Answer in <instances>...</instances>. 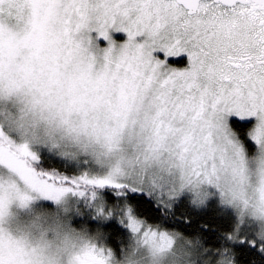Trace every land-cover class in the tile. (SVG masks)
Instances as JSON below:
<instances>
[{
  "label": "snow or ice",
  "instance_id": "6c2138e0",
  "mask_svg": "<svg viewBox=\"0 0 264 264\" xmlns=\"http://www.w3.org/2000/svg\"><path fill=\"white\" fill-rule=\"evenodd\" d=\"M17 111L86 139L68 173L0 125V225L31 192L72 193L97 226L122 229L112 244L99 224L74 264H111L130 236L171 247L173 230L142 216L141 199L157 210L216 200L232 223L202 264H237L228 245L264 257V0H0V119ZM24 256L0 226V264Z\"/></svg>",
  "mask_w": 264,
  "mask_h": 264
},
{
  "label": "clouds",
  "instance_id": "9594fccd",
  "mask_svg": "<svg viewBox=\"0 0 264 264\" xmlns=\"http://www.w3.org/2000/svg\"><path fill=\"white\" fill-rule=\"evenodd\" d=\"M49 117L48 113L17 111L11 118L0 119V125L12 132L21 142L36 148L44 147L50 153L67 161H76L82 152L86 138L67 135ZM91 155V150L89 152ZM31 197L18 201L19 212L13 214L11 227H8L10 213L4 217L3 228L17 240L24 243V264H74L77 253L88 248L104 235L98 221L91 229L87 223L77 227L74 216L82 215L69 193L58 199H51L52 209L35 207ZM171 247H162L159 241L141 243L139 237H129L124 242L123 252L114 255L111 264H202L200 253L204 245L198 236H188L179 230L171 233ZM199 240V244H197Z\"/></svg>",
  "mask_w": 264,
  "mask_h": 264
},
{
  "label": "trees",
  "instance_id": "16d2710c",
  "mask_svg": "<svg viewBox=\"0 0 264 264\" xmlns=\"http://www.w3.org/2000/svg\"><path fill=\"white\" fill-rule=\"evenodd\" d=\"M44 154L48 156H53L55 158H49L44 161L45 167H57L61 170L72 173L77 171L78 166L74 163L67 162L61 159L53 153L44 150ZM110 198V197H109ZM135 200V198H133ZM138 212L147 217L150 223H160L162 228H167L169 230H179L180 232L188 236H199L204 245L209 246H219L223 243L222 240L218 241L216 239L217 233L221 230H226L230 227L232 223L233 213L231 209L221 208L217 206V201L212 200L205 207H192L188 203V197L182 198L171 210H157L154 203H150L146 200L141 199L139 202ZM35 207H42L49 209L50 205L47 202L35 204ZM88 217L91 219V229L96 228L97 224L93 221V210L88 209ZM87 210V211H88ZM166 211V215H162V212ZM190 219V223L188 222ZM78 222V223H77ZM74 224L79 227L81 224L79 221H75ZM201 224L208 226L205 230L200 227ZM215 229L216 231H213ZM104 231L107 234L110 243L115 244L120 240V234L122 229L115 222H109ZM241 235L243 232L241 231ZM233 247L234 251L237 253L236 261L237 264H264V257H261L258 253L253 250H243L233 245H228Z\"/></svg>",
  "mask_w": 264,
  "mask_h": 264
},
{
  "label": "rangeland",
  "instance_id": "374dc122",
  "mask_svg": "<svg viewBox=\"0 0 264 264\" xmlns=\"http://www.w3.org/2000/svg\"><path fill=\"white\" fill-rule=\"evenodd\" d=\"M115 37L117 40H123L125 37L122 33H117L115 34ZM102 46H103V42H102ZM161 59H164L163 55H161L160 57ZM169 63H171L174 67H183L186 63V59L185 58H179V57H176V58H170L169 59ZM46 150V149H45ZM62 159V158H61ZM65 160V159H63ZM67 161V160H66ZM67 162H70V161H67ZM70 163H74L76 166L77 165V162L76 161H72ZM31 196L35 197L36 199L32 202L33 205L35 204H39V203H43V202H47L48 205H50L49 209H52L54 207V204L52 202L51 199L45 197V196H42L40 195L38 192H31L30 193ZM69 195L71 196L72 200L76 203L77 205V208L81 210L82 212V215H76L74 216V219H73V223L75 221H79L80 224H84V223H87L89 225V227H92L91 225V219L88 217V212L89 210L88 209H92V207L90 206V204L88 203L87 199L86 198H81V197H78L76 195H73L72 193H69ZM184 198V197H182ZM181 198V199H182ZM17 204L18 202L17 201H13L10 205H9V213H10V216H9V223H8V227H11V222L12 220L14 219V216L13 214L19 212V209L17 207ZM177 204V203H175ZM174 204V206H175ZM173 206V207H174ZM88 210V211H87ZM93 210V209H92ZM78 223V222H77ZM0 226H4V225H0ZM95 229V228H94ZM242 232L244 231V229L241 230Z\"/></svg>",
  "mask_w": 264,
  "mask_h": 264
}]
</instances>
